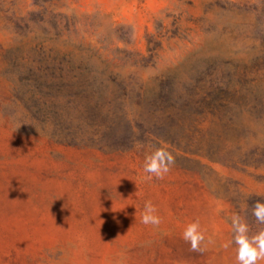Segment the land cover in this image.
I'll return each mask as SVG.
<instances>
[{
  "label": "rangeland",
  "instance_id": "374dc122",
  "mask_svg": "<svg viewBox=\"0 0 264 264\" xmlns=\"http://www.w3.org/2000/svg\"><path fill=\"white\" fill-rule=\"evenodd\" d=\"M93 109L124 145L90 142ZM156 148L175 162L148 180ZM258 201L264 0H0V264H239Z\"/></svg>",
  "mask_w": 264,
  "mask_h": 264
},
{
  "label": "clouds",
  "instance_id": "9594fccd",
  "mask_svg": "<svg viewBox=\"0 0 264 264\" xmlns=\"http://www.w3.org/2000/svg\"><path fill=\"white\" fill-rule=\"evenodd\" d=\"M174 156L164 148H156L151 154L145 156L143 171L148 174L146 179L153 177L163 179L174 164ZM156 207L151 201H146L141 215V223L158 227L161 223L160 217L156 215ZM253 214L257 221L264 223V202H256ZM232 227L234 229V242L238 245L237 260L239 264H257L259 260H264V231L249 238L248 226L241 222L239 216L232 217ZM185 242H190L192 251H202L200 245L205 240L204 234L200 231L199 222L189 224L183 232Z\"/></svg>",
  "mask_w": 264,
  "mask_h": 264
},
{
  "label": "trees",
  "instance_id": "16d2710c",
  "mask_svg": "<svg viewBox=\"0 0 264 264\" xmlns=\"http://www.w3.org/2000/svg\"><path fill=\"white\" fill-rule=\"evenodd\" d=\"M89 114L87 121L92 127V135L89 138L91 143L105 144L110 147H118L126 143V140L118 135V131L114 127L102 125L98 121L99 118L95 109L91 110ZM80 130V125L73 126L69 123H58L54 129V136L61 141L75 144L79 140V132H82Z\"/></svg>",
  "mask_w": 264,
  "mask_h": 264
}]
</instances>
